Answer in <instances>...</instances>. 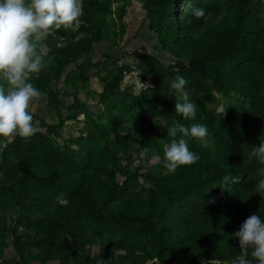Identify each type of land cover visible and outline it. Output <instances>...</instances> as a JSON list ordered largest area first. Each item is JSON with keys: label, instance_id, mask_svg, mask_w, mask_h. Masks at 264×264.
<instances>
[{"label": "trees", "instance_id": "trees-1", "mask_svg": "<svg viewBox=\"0 0 264 264\" xmlns=\"http://www.w3.org/2000/svg\"><path fill=\"white\" fill-rule=\"evenodd\" d=\"M128 3L83 0L78 32L87 38L73 43L78 32L61 28L46 41V59L55 62L31 82L47 95L59 120L49 122L32 111L39 131L29 138L14 136L2 147L0 264H7L5 215L16 208L25 216L15 214L9 230L19 256L13 264H34L29 243L39 251V264L95 261L70 249L67 232L123 249L121 264H201L213 258L230 264L240 254L232 234L252 214L264 219V197L256 191L264 165L250 155L264 140V0H143L140 26L147 22L173 63L139 48H132L134 63L106 51L93 58L94 41L123 40ZM194 7L205 9V17H193ZM58 36L67 39L66 47H56ZM91 68L102 84L96 109L80 94L94 91ZM130 69L150 82L139 91L122 88ZM63 74L73 89L65 103L57 85ZM177 75L187 81L185 90L197 106L195 120L175 112L178 94L170 84ZM214 89L238 93L246 102L230 101L220 111L208 104ZM81 112L85 122L72 139L75 145L59 144L60 126ZM177 123L206 125L210 146L190 140L199 160L170 173L163 149L172 139L167 129ZM138 145L155 150L160 161L141 159ZM228 174L232 181L222 185ZM140 179L149 183L139 186ZM61 192L68 206L56 201ZM25 222L32 238L17 230Z\"/></svg>", "mask_w": 264, "mask_h": 264}, {"label": "clouds", "instance_id": "clouds-1", "mask_svg": "<svg viewBox=\"0 0 264 264\" xmlns=\"http://www.w3.org/2000/svg\"><path fill=\"white\" fill-rule=\"evenodd\" d=\"M191 14L196 19L203 18L205 9L194 7ZM82 15L83 0H0V138L10 139L17 135L29 138L39 131L31 106L34 100L41 98V92L31 80L55 62L54 57L46 59L48 37L61 28L78 32ZM87 36L85 32H78L72 42L78 43ZM55 38L57 48L67 46L65 37ZM186 84V79L180 75L171 81V89L178 94L175 112L186 120H195L197 106L185 90ZM167 132L172 139L164 145L163 164L170 173L199 160V155L189 148L190 140L199 141L204 147L210 146L207 126L202 123H177ZM140 149L141 159L151 163L160 161L155 150L147 146ZM250 155L264 165V140ZM259 175L261 179L256 191L264 197V168L259 169ZM232 179L231 174L225 175L221 183L227 185ZM56 201L63 206L70 203L62 192ZM232 236L239 241L240 254L231 259L230 264H264V219L260 215H250ZM201 264L222 262L213 258L203 260Z\"/></svg>", "mask_w": 264, "mask_h": 264}, {"label": "rangeland", "instance_id": "rangeland-1", "mask_svg": "<svg viewBox=\"0 0 264 264\" xmlns=\"http://www.w3.org/2000/svg\"><path fill=\"white\" fill-rule=\"evenodd\" d=\"M183 2L187 3L190 0H182ZM143 0H129L127 12L125 14V18L129 16L128 18H132L134 13L138 12L142 7ZM143 10V9H142ZM126 20V19H125ZM146 22L143 23V26H140L139 33L131 40L128 38L123 40H120L113 44L108 39H99L94 41V46L91 51V54L93 58L97 59L101 57L103 52H108L114 55L115 57L121 58L120 62L128 61L130 63H134L137 60V56L134 55L132 52V48H139L140 50H149L154 52L155 54L160 55L166 63H173L172 55L168 51H165L161 48H159V44L156 38L155 34H151V30L146 29ZM145 28V29H144ZM137 33V32H136ZM123 49V50H122ZM107 67H110V65H107ZM104 72V69H102ZM150 82V78L147 77L145 79H140L137 70L136 69H130L126 72L124 79L121 81L120 85L122 88L128 87L134 91H139L141 88H143L145 85H147ZM90 88L94 89L91 93H85L80 92L83 99L86 100L88 103V107L92 109H96L97 107L101 106V102L99 100L98 91L102 87L101 80L99 78V75L95 73L93 68L90 70ZM60 86V85H59ZM62 86V85H61ZM67 88V90H66ZM66 91H63L61 89V92L59 94V98L65 103L66 99L70 98L71 95L69 92L73 91V89L70 86L65 87ZM188 93L190 90H186ZM41 92V90H40ZM63 98V99H62ZM65 98V99H64ZM246 102V99L239 95L238 93H223L220 90L214 89L213 90V96L208 101V104L210 106L216 107L220 111H224V107L228 102ZM48 99L47 95L44 92H41V98L39 100H34L31 106V110L36 112L40 117L46 119L49 122H56L59 119L56 116V112L52 109L48 108ZM62 112H65V107L61 106ZM37 123H39L38 120H36ZM85 118L83 112L79 113L77 118H70L65 121L64 124L60 126L59 133L55 135L57 142L59 144H70L72 146L75 145V142H73V137L78 135L81 131V126L84 124ZM37 127L40 126L37 124ZM3 143V139H2ZM4 145V144H3ZM136 162V160H134ZM139 186L143 184H148L146 180L140 179ZM24 202H27L26 200ZM25 216V211L23 209H14L10 213L5 215V225L7 226V229L5 230V235L3 237L4 241V249H3V256L4 261H6L7 264H13L16 263L19 260V256L16 253V247L14 246L12 242V235L10 233V228L12 226H15L13 216ZM26 221V220H25ZM18 232L23 236L24 239L26 238H32L34 231L29 227L26 222L18 225L17 227ZM66 238L68 241V246L72 251L81 253V254H89L90 257L96 258L95 261H89L86 262H94L95 264H121L122 263V255L124 253L123 249H120L116 246H108L103 247L100 246L98 242L90 241L87 239H81L78 233L76 232H67ZM27 247L30 249L29 251V258L32 263L39 264L38 261V249L36 246L32 244H28ZM102 253V254H101ZM105 256H107L111 261L109 262ZM48 264H57V259H53L47 262ZM163 264V263H160ZM164 264H177L175 262H168ZM225 264V263H222Z\"/></svg>", "mask_w": 264, "mask_h": 264}, {"label": "crops", "instance_id": "crops-1", "mask_svg": "<svg viewBox=\"0 0 264 264\" xmlns=\"http://www.w3.org/2000/svg\"><path fill=\"white\" fill-rule=\"evenodd\" d=\"M142 16H143V11H142V8H141L138 12L134 13V15L132 16V18H128L129 16H127V18H125L126 19L125 20V22H126V31H125V34H124V38L125 39L128 38L129 40H131V39H133L139 33V30H140L139 28H140V23H141ZM145 25H146V29L149 31L150 29L147 26V22H146ZM150 33L151 34H155L152 30H151ZM63 76H64V74L60 77L59 81L57 82V85H58L59 89H62L63 91H66L67 88L65 90V87L66 86H69V85H67L63 81ZM70 98L66 99L65 101L68 102L70 100ZM2 139L3 138H0V156H1L2 147L4 146L3 143H2Z\"/></svg>", "mask_w": 264, "mask_h": 264}, {"label": "built area", "instance_id": "built-area-1", "mask_svg": "<svg viewBox=\"0 0 264 264\" xmlns=\"http://www.w3.org/2000/svg\"><path fill=\"white\" fill-rule=\"evenodd\" d=\"M81 21H82V16L80 17ZM13 138V137H12ZM12 138L10 139H4L3 138V144L5 145L8 141H10ZM14 221L16 220V216H13ZM21 225V224H20ZM2 259V257L0 256V260ZM77 264H95L94 262H79Z\"/></svg>", "mask_w": 264, "mask_h": 264}]
</instances>
